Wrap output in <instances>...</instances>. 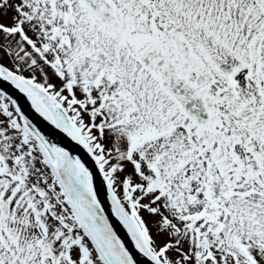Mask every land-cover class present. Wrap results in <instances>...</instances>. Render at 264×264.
<instances>
[{
  "label": "snow or ice",
  "instance_id": "6c2138e0",
  "mask_svg": "<svg viewBox=\"0 0 264 264\" xmlns=\"http://www.w3.org/2000/svg\"><path fill=\"white\" fill-rule=\"evenodd\" d=\"M0 264H264V0H0Z\"/></svg>",
  "mask_w": 264,
  "mask_h": 264
}]
</instances>
